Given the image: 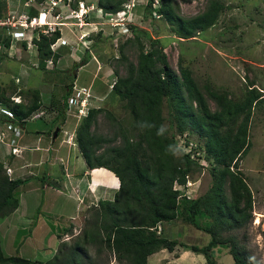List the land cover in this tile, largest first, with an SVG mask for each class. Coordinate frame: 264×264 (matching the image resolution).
Returning <instances> with one entry per match:
<instances>
[{"label": "trees", "instance_id": "trees-1", "mask_svg": "<svg viewBox=\"0 0 264 264\" xmlns=\"http://www.w3.org/2000/svg\"><path fill=\"white\" fill-rule=\"evenodd\" d=\"M126 1L96 0L95 5L104 14H120ZM154 1H147L145 16L161 17L173 34L182 39L195 37L213 26L223 9L219 1L212 0L203 12L184 17L177 12L176 0H157V8L152 6ZM6 11V0H0V16ZM36 13L35 8H30V15ZM128 27L133 39L127 38L120 44L118 57L125 73L121 75L114 70L116 80L110 96L122 102L131 118L130 124L124 127L111 110L92 107L77 123L73 138L88 169L104 167L118 178L119 187L113 199H100L89 207L91 218L85 220L84 227L70 242L62 240L50 259L5 255L0 243V264H85L91 246L96 255L106 251L120 264H147L152 253L161 249L173 251L177 246L202 254L206 264H217L215 249L220 247L228 248L232 264H262L246 247L247 230L253 218V193L239 167V161L250 148L248 133L253 110L264 103L262 91L251 84L240 98L234 99L226 92L203 85L206 95L216 104L212 110L190 68L179 62L176 73L169 66L158 34L152 36L135 25ZM59 37L57 30L33 38L38 69L46 71L47 60L55 63L60 57V52L50 48ZM133 42L137 45L135 62L123 51ZM10 43V36L0 33V45L9 48ZM22 46L26 48V42ZM87 61L81 58L75 67ZM11 81L9 92L0 79V105L8 108L13 120L24 128L26 119L43 105L41 91L30 86L23 89ZM71 91L72 84H65L60 100L50 101V108L56 112V128L65 120L66 100ZM13 94L20 96L21 102H14ZM164 106L168 108V128L164 125ZM100 114L118 124L111 137L95 131ZM7 120L0 116V124ZM143 122L153 126L142 128ZM161 126L166 131L157 135ZM184 134L185 139L194 134L201 141L198 148L212 176L210 187L196 197L174 189L175 182L185 185L187 176L203 167L181 148L177 154L168 150L169 145L177 146L175 135ZM117 138L118 144H112ZM22 182L8 176L0 159V219L17 209L18 187ZM177 218L208 234L207 244H187L157 232L158 223ZM71 230L72 225L56 228V236L61 239ZM260 235L264 241V229Z\"/></svg>", "mask_w": 264, "mask_h": 264}, {"label": "rangeland", "instance_id": "rangeland-1", "mask_svg": "<svg viewBox=\"0 0 264 264\" xmlns=\"http://www.w3.org/2000/svg\"><path fill=\"white\" fill-rule=\"evenodd\" d=\"M78 1L80 0H73L71 4L74 3L76 7L70 5L71 8H78ZM91 1L95 2L96 0H86V4H91ZM147 1L148 0H133L135 6L133 8L134 14L128 16V20L132 21L129 25H135L138 28L145 29L152 36L156 34L159 35L164 43V52L169 66L176 73L179 72V62L187 65L204 95H206V91L203 85H207L211 89L219 92H226L230 97L236 99L240 98L251 84H254L253 86L259 91H262L264 95L263 0H217L223 6L217 22L210 28L189 39H182L174 35L169 24L161 17L156 15H153V17H146L145 6ZM210 1L212 0H176L178 6L177 12L184 17H191L203 12ZM157 6L153 8H157ZM24 8V12H27V8L29 7L25 6ZM68 13L69 10L65 11L63 14ZM110 16L109 14H104L100 9L90 10L85 18V21L90 20L91 22L89 28L85 29V26L82 28L79 27L80 35H78V39L75 38V41L69 43V45L57 47L56 51L60 52V55L63 57L58 60L60 63H52L49 67H46V71L37 68V52L34 46L28 45L27 50V48L22 46L20 40L15 39L12 40L9 48L0 45V79L7 87L8 91H11L10 88L13 85L11 80H14L15 84L23 89L30 86L31 88H39L41 91L43 105L39 110H45L46 114L42 118L28 119L24 124V130H26L27 133L31 134L35 132L36 129L45 126L46 123L43 118L47 114L55 116L49 104L53 98L55 101L60 100L61 94L65 90V84L75 83L79 87H87L90 81H92L95 82L96 85L100 84L102 86V93L107 96L111 91L109 85L116 80L114 70H118L121 75L125 73L124 67L118 62V57L120 56L119 46L127 38L133 39L132 32H126L125 29L115 27L113 25L114 20H111ZM65 20L74 21L75 19L70 17ZM66 26H62V28ZM92 31H98L100 33H91L88 40L80 37L83 32L86 34ZM7 32V30L0 28V33H3V36H9ZM28 33L30 36V32ZM72 50H75L80 58H88V56L95 57L99 62L98 64L99 67H101V71L97 72V75L93 77L96 64L92 61L84 71H79L76 77V70L78 69V67H75L76 63L70 65V62L66 65L64 62L69 52ZM123 51L130 60L136 61L137 45L134 42L133 44L125 46ZM16 77H18L19 80L16 81ZM206 99L209 107L215 110L216 104L214 100L207 95ZM106 100H108V97H106ZM107 107L118 118L122 126H129L131 118L128 112L122 107L121 101L116 100ZM167 112L168 108L164 106V125L168 128L169 121L167 119ZM76 121L77 123L79 122L77 119ZM68 129L71 131L72 128L69 127ZM117 130L118 124H116V122L109 121L103 114L98 116L97 125L95 127V131L98 134L111 137L113 132ZM74 131L68 132L64 138H69V136L74 138ZM248 135L250 148L239 161V167L244 173L246 181L253 193V218L247 230L246 247L254 258L264 264V241L260 235L262 227L261 225L255 224L257 220L255 221L254 219L256 215L254 214L255 210L258 212L264 207V103L256 106L253 110L249 123ZM60 138L61 137H59L58 140ZM4 141L9 144L8 146L2 145V149L5 151L8 160L6 163L14 167L17 161L10 158V146L13 143L7 136ZM118 142L119 138L115 139L112 144H118ZM175 142L180 148L183 145H191L193 150L195 148L196 151L194 152H198V154H193L192 150V155L195 158L194 160L203 166L188 176L190 183H186L180 192L184 193L188 190L189 195H194L195 197L203 194L210 187L212 176L209 170L210 166L208 162L203 160L202 151L198 148V144L201 141L198 140L196 135L190 134L185 140H182L179 135H175ZM73 145L77 148L74 142ZM18 151L19 149L17 148V150L14 151L15 153L11 151V154L14 157H18ZM1 157L2 155L0 153V159ZM42 168L43 167L39 168L40 172L44 171ZM51 168L52 177L50 178L52 180L46 177V180L40 183V189L37 191V195L42 197H40L38 201L40 207L32 219L31 226H26V229L18 235L12 233L13 237L9 240L8 244L5 245V250L7 252L9 251L12 254L17 253L23 257L35 255L37 259L47 260L51 256H46L45 254L50 253L51 250L57 246L56 237L53 235L49 238L50 230H53L52 227L56 230V228L72 225L71 233L62 235L61 239L59 238L60 242L62 240L70 242L84 227L85 220L91 218L92 210L89 211L88 208L92 207L93 203L84 201L83 204L81 200L76 198V195H74L75 197L73 196L74 191H71L69 196H73L75 199V201L73 200V205L76 209V216L74 215V217L77 219L75 223L71 220L68 221L66 216L65 218H54V216H56L55 214H60V201H63L64 197H59L58 193H60V191L51 184L52 181L58 180V176L61 177V165L59 161L54 163ZM49 171L50 170H48V172ZM43 176L44 175H40L39 179ZM12 178L14 177L12 176ZM61 183L63 187L64 182ZM18 188V192L20 193L23 187ZM64 189H66V187H64ZM30 195L34 196L33 193L28 194L27 199ZM23 197V194H20V199H23ZM34 204V201H29L27 206ZM95 204L96 203H94V205ZM44 220L45 223H43ZM166 223L164 231L166 237L174 239L176 237L182 238V235H184V238H186V236L190 237V243L199 246L207 244L209 240L208 234L197 230L180 218ZM172 224L176 225L172 226ZM172 227H175L174 233ZM20 242L25 244L26 253L23 252L22 247H20L19 252L14 250L18 248L17 244ZM40 247H42V250H38ZM217 250H220L219 255ZM88 251L89 259L85 261V264H109L110 260L115 259L114 255H107L106 251L96 255L94 247L92 246L89 247ZM200 255L201 257L195 264H206L204 256L202 254ZM215 260L216 262L218 261L217 264L233 263L232 256L226 247H220L215 250ZM116 262L120 264L117 260ZM155 263L160 264L158 262ZM162 264H166V260L162 261Z\"/></svg>", "mask_w": 264, "mask_h": 264}, {"label": "crops", "instance_id": "crops-1", "mask_svg": "<svg viewBox=\"0 0 264 264\" xmlns=\"http://www.w3.org/2000/svg\"><path fill=\"white\" fill-rule=\"evenodd\" d=\"M6 3L7 10L9 9L24 11L23 9H25V3L31 4V6H28L29 8H27V10H30V8H35L37 10L38 7L36 4V0H6ZM63 10L65 11L66 9ZM67 22L68 24H70L62 28L61 36L66 41H69V43H73L75 41V38L80 35V30L77 26V20ZM90 24V20H86V23L84 25L85 29L89 28ZM62 57L63 56L60 55L57 61L53 64L60 63V61L58 62V60H60ZM80 59L81 58L79 57L78 53L75 52V50H72L69 52L64 62L66 65L71 62V65L73 63H78ZM87 59L88 61L84 65L78 67V69L76 70V77L78 76V72L84 71V69L92 61L96 64V69L93 77L97 75V72L101 71V67H99L98 64L99 62L95 57L91 56ZM49 65V63H46V67H49ZM16 78V81L19 80L18 77ZM73 86L79 87L75 83L72 84V88ZM88 86L90 87V91L92 94V107H102L109 109L107 106H109L110 103L116 101L114 97L110 96V93L107 96L102 93V86L100 84L96 85L95 82L90 81V84ZM109 88L111 90L112 87L109 85ZM106 97H108V100H106ZM53 113L56 114L55 111H53ZM48 115L49 114H47L43 118L46 123L45 126L36 129V131L31 134L27 133V131L23 129L20 137L14 138L15 145L19 149L18 157H14L12 154H10V158H12L14 161H17V164L14 167H11L8 165V163H6L8 160L6 158L5 151L3 149L0 150V153L2 155L1 159L4 161L5 166L9 167L13 172L12 176L14 178L23 180V182L19 186L23 188L21 189L20 193L18 192L19 204L17 209L13 211L10 215L0 219V243L3 253L5 255H12L11 252H7L5 250V245H7L9 240L13 237L12 233H16V235H18L26 229V226H31L32 219L34 215L38 212L40 207V203L38 201L40 197H42L37 195V191L40 189V183H43L46 180V177H52L51 166L54 163L59 161L61 165V177L58 176V180L54 179L55 181H52L51 184L54 188L60 191V193H58L59 197H64L63 201H60V214H55L56 216H54V218H65L66 216V219L68 221L71 220L73 223H75L77 219L76 217H74V215L76 216V209L73 205V200L75 201L74 195H76V198L81 200L83 204L84 201L91 202L94 204L100 199L112 200L115 192L119 187V180L112 171L104 167L88 169L78 148H75V145H73L74 141L70 143L65 142V135H67L68 132H71L72 130L74 131L75 127L77 126L76 118L71 115H65V120L59 127L60 131L57 134L56 138H54L53 132L56 129V124L54 123V115ZM8 122H11V120L8 119L7 123ZM68 126L72 128L71 131L70 129H68ZM6 136L8 138H12L11 134H9L8 132H6ZM59 137L61 138L58 140ZM40 167H43V172H40ZM48 170L50 171L48 172ZM40 175L44 176L39 179ZM50 180L52 179L50 178ZM61 182H64L63 187L61 186ZM64 187H66V189H64ZM71 191H74V197L69 196ZM31 193H33L34 196L32 195V197L30 195V197L27 199L28 194ZM20 194H23V199H20ZM193 197L195 196L193 195ZM29 201H34L35 204L27 206ZM254 214H256L254 217L255 221L258 220V222H255V224L259 226L261 225L262 229H264V207L258 212H256L255 210ZM43 223H45V220L43 221ZM166 224V222L160 223V231L162 232V234H164ZM174 225L176 224H172V226ZM52 229L53 230H50L49 238L54 235L57 239V246L55 245L56 248L51 250L50 253L45 254L46 256L49 255L51 257L56 252L60 242L56 236L55 228L52 227ZM174 230L175 227L173 228V233ZM183 236L184 235H182L183 239L181 237H176L174 239H178L187 244H192L189 241L190 237L186 236V239ZM17 245L18 248L14 249L16 252H19L20 247H22L23 252L26 253L25 244L20 242ZM38 250H42V247L38 248ZM217 251L219 255L220 250ZM200 257V254H197L190 250H184L183 248L177 246L174 248L173 251L161 249L155 253H152L147 258V264H156L155 262L162 264V261L164 260H166V264H195L198 262V259ZM25 258L37 259L35 255ZM114 263L117 264L116 259L110 260L109 264Z\"/></svg>", "mask_w": 264, "mask_h": 264}, {"label": "built area", "instance_id": "built-area-1", "mask_svg": "<svg viewBox=\"0 0 264 264\" xmlns=\"http://www.w3.org/2000/svg\"><path fill=\"white\" fill-rule=\"evenodd\" d=\"M73 0H41L38 2L39 11L36 15H30L28 12H20L16 11H8L5 15L0 16V28L7 30L11 33L13 37L16 39H24L28 38L29 44L31 43L32 35L34 34L38 37L39 33L43 34H51L58 30L60 33L62 31V26L68 25V18L78 20V27H82L85 24V14L88 10L92 9L93 5L85 4L83 0L78 1V8H71V3ZM156 2V3H155ZM152 4L153 7L157 6V0ZM133 0H127L123 4V11L120 14H109L110 19L114 20L113 25L115 27H119L121 29H125L126 32L130 31L128 25L132 23L131 20H128V16L134 14L133 8L135 7L133 4ZM25 6H30V4L25 3ZM69 10L68 14H63ZM88 13V12H87ZM115 15V16H113ZM155 15V14H154ZM51 16V20H47V17ZM44 24L46 26H44ZM30 31V36L26 34V31ZM84 32L81 34V37L84 36ZM68 42L62 37L57 38V40L50 45L52 50H55L58 45L67 44ZM50 62V61H49ZM113 83L111 84V86ZM14 101L19 102L21 99L19 96L12 97ZM92 94L89 86H81L75 87L73 86L71 94L67 97V109L66 114L75 117L77 120L88 114V110L92 107ZM10 117H12V113L10 111H5ZM45 114V110H36L33 112L27 119H37L41 118ZM23 131V126L18 125L12 122L5 123L3 127H0V149L2 145L8 146V142L4 141L6 137V132L11 134L12 138L10 140L13 144H11V151L17 150V147L14 143V138H18ZM180 136V135H179ZM185 134L180 136L182 140H185ZM65 141L70 143L73 142V138L69 136V138H65ZM181 149L186 153H191V158L195 159L192 155L193 147L191 145H183ZM10 151V153H12ZM193 154H198V152H194ZM7 173L9 176L12 175V171L10 168H7ZM187 184L190 183L189 178L187 176ZM186 185V184H185ZM185 185H181L177 182L174 183V189L182 190ZM189 197L188 190L184 192ZM157 230H160V224H157Z\"/></svg>", "mask_w": 264, "mask_h": 264}, {"label": "clouds", "instance_id": "clouds-1", "mask_svg": "<svg viewBox=\"0 0 264 264\" xmlns=\"http://www.w3.org/2000/svg\"><path fill=\"white\" fill-rule=\"evenodd\" d=\"M84 1V3L86 4V0H83ZM38 2H39V0H36V4H37V6H38ZM96 2V1H95ZM95 2H93V1H91V3H92V5H93V7H92V9H90V10H94V9H99L98 7H96V5H95ZM90 4V3H89ZM30 6H31V4H30ZM72 6V5H71ZM76 7V6H75ZM39 6L37 7V13H38V11H39ZM90 10H88L87 12L89 13V11ZM8 11H16L17 13H20V12H24V11H17V10H7L6 11V13L8 12ZM66 11V10H65ZM28 13H29V10L27 11ZM86 12V14H85V16H84V18H86V15L88 14ZM5 13V14H6ZM36 13V14H37ZM4 14V15H5ZM36 14H34V15H36ZM3 16V15H2ZM52 18H51V16H48L47 17V20H51ZM76 20V19H75ZM85 20V19H84ZM77 23H78V20H77ZM85 23H86V21H85ZM85 25V24H84ZM44 26H46L45 24H44ZM129 26V25H128ZM83 27V26H82ZM81 27V28H82ZM2 29V28H1ZM57 31V30H56ZM28 32H30L29 30L28 31H26V34L27 35H29V33ZM93 32H98V31H92V32H88V33H86V35H84V36H80L82 39H84V38H86L87 40L89 39V37H90V35H91V33H93ZM8 33V35L10 36V40H11V42H12V40L13 39H15V40H20L21 42H26V47L28 48V45L29 46H34L35 47V45H34V43H33V38L35 37V35L33 34L32 35V39H31V43L29 44V41H28V38H24V39H16L15 37H13L12 35H11V33L10 32H7ZM43 34V33H42ZM52 34V33H51ZM50 35V34H49ZM60 37H62L61 36V33H60ZM85 39V40H86ZM57 40V39H56ZM55 40V41H56ZM54 43V42H53ZM52 44V43H51ZM69 44V42L67 43V44H63V45H68ZM10 46H11V44H10ZM60 46H62V45H58L57 47H60ZM56 47V48H57ZM52 50V49H51ZM52 51H56V49L55 50H52ZM50 61V62H49ZM47 63H49V64H52L53 62L51 61V59H48L47 60ZM110 86H111V84H110ZM112 87V86H111ZM72 92V91H71ZM71 94V93H70ZM15 96H18V95H13L12 97H15ZM11 97V99L13 100V98ZM20 97V96H19ZM20 99H21V97H20ZM14 101V100H13ZM14 102H16V101H14ZM19 102H21V100L19 101ZM18 102V103H19ZM92 106V105H91ZM90 108H92V107H90ZM89 108V109H90ZM39 110V109H38ZM5 111H10L8 108H6V107H4V106H2V105H0V116H3V117H5V118H8L9 120H11V122H14V123H16L14 120H13V114H12V117H10ZM89 111V110H88ZM11 112V111H10ZM35 112V111H34ZM45 114H46V112H45ZM44 114V115H45ZM43 115V116H44ZM65 115H67L66 113H65ZM42 116V117H43ZM41 117V118H42ZM85 117V116H84ZM80 120V119H79ZM5 123H7V121L6 122H4V123H2L3 125H1L0 127H3L4 125H5ZM17 124V123H16ZM153 125H149V124H147V122H143V123H141L140 124V127H152ZM24 129V128H23ZM166 131V129L164 128V126H161L159 129H158V131H157V135H162L164 132ZM2 149V148H1ZM0 149V150H1ZM168 150L169 151H171L173 154H177L179 151H181V149H180V146H173V145H169L168 146ZM11 154V153H10ZM5 168L7 169V168H9V167H7V166H5ZM9 176V175H8ZM10 177H12V175L10 176ZM160 224V223H159ZM157 232H158V230H157ZM159 232H160V230H159ZM158 232V233H159Z\"/></svg>", "mask_w": 264, "mask_h": 264}, {"label": "water", "instance_id": "water-1", "mask_svg": "<svg viewBox=\"0 0 264 264\" xmlns=\"http://www.w3.org/2000/svg\"><path fill=\"white\" fill-rule=\"evenodd\" d=\"M59 128H56L53 132V137L56 138L57 134H58Z\"/></svg>", "mask_w": 264, "mask_h": 264}, {"label": "bare ground", "instance_id": "bare-ground-1", "mask_svg": "<svg viewBox=\"0 0 264 264\" xmlns=\"http://www.w3.org/2000/svg\"><path fill=\"white\" fill-rule=\"evenodd\" d=\"M65 142H67V141H65ZM256 222H258V220Z\"/></svg>", "mask_w": 264, "mask_h": 264}]
</instances>
